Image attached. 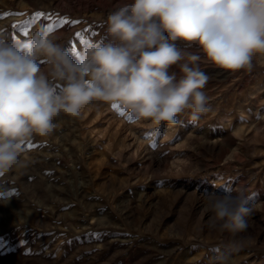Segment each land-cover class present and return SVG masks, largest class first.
Masks as SVG:
<instances>
[{
	"label": "rangeland",
	"instance_id": "374dc122",
	"mask_svg": "<svg viewBox=\"0 0 264 264\" xmlns=\"http://www.w3.org/2000/svg\"><path fill=\"white\" fill-rule=\"evenodd\" d=\"M131 2L0 0V32L27 41L53 25L46 36L80 52ZM200 67L211 110L196 123L94 102L24 144V167L0 177V264H218L229 236L209 229L204 203L222 188L251 197L247 242L228 264H264V58L251 72Z\"/></svg>",
	"mask_w": 264,
	"mask_h": 264
},
{
	"label": "clouds",
	"instance_id": "9594fccd",
	"mask_svg": "<svg viewBox=\"0 0 264 264\" xmlns=\"http://www.w3.org/2000/svg\"><path fill=\"white\" fill-rule=\"evenodd\" d=\"M103 23L78 55L40 31L27 41L0 32V177L24 167L23 145L50 137L61 115L103 102L137 121L175 126L187 112L196 123L211 110L201 60L251 72L264 58V0H132ZM250 200L227 188L205 195L209 229L229 236L218 264L245 246Z\"/></svg>",
	"mask_w": 264,
	"mask_h": 264
},
{
	"label": "snow or ice",
	"instance_id": "6c2138e0",
	"mask_svg": "<svg viewBox=\"0 0 264 264\" xmlns=\"http://www.w3.org/2000/svg\"><path fill=\"white\" fill-rule=\"evenodd\" d=\"M44 16H45V13L37 12V13L34 14L33 19H34V20H35V19H39V18L44 17ZM67 23H69V21H68L67 19H61V20L59 21V25H60V26H63V25H65V24H67ZM71 23H72V24H76V23H79V22H78V21H71ZM53 30H54V26H53V25H49V26L44 30V31H45V35H47L48 33L53 32ZM24 35H27V31L24 32ZM75 35H76V37H78V38L81 37V33H79V32L76 33ZM78 43L89 44L88 41L83 40V39H79V40H78ZM68 50H69L73 55H78V54H79V52L76 51V49L73 48V47H71V46H69ZM114 107H115V105H114ZM29 146H31V145H29Z\"/></svg>",
	"mask_w": 264,
	"mask_h": 264
},
{
	"label": "bare ground",
	"instance_id": "6f19581e",
	"mask_svg": "<svg viewBox=\"0 0 264 264\" xmlns=\"http://www.w3.org/2000/svg\"><path fill=\"white\" fill-rule=\"evenodd\" d=\"M238 107V106H237ZM236 151V150H235Z\"/></svg>",
	"mask_w": 264,
	"mask_h": 264
}]
</instances>
